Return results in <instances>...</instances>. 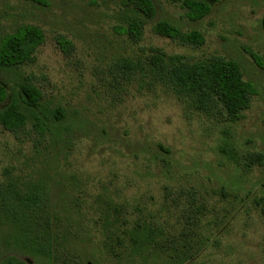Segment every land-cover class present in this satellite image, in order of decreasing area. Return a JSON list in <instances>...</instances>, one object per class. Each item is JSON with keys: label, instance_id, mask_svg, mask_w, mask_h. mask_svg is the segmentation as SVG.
<instances>
[{"label": "rangeland", "instance_id": "obj_1", "mask_svg": "<svg viewBox=\"0 0 264 264\" xmlns=\"http://www.w3.org/2000/svg\"><path fill=\"white\" fill-rule=\"evenodd\" d=\"M183 1L153 0L155 15L132 42L116 32L129 14L122 0H0V38L23 25L44 36L17 77L4 76L9 88L36 87L44 125L30 120L17 132L0 125V264L8 258L38 264L15 243L20 233L8 217L9 196L37 187L52 191L54 182L86 220L92 219L87 207L101 210L106 202L122 203L130 213L149 208L161 224L183 205H201L212 239L190 264H264L258 206L264 164L251 159L264 158V0H204L210 12L194 22ZM160 21L201 32L203 45L156 35ZM155 50L191 63L234 61L255 89L249 108L230 122L222 109L197 110L124 67L127 61L147 69L145 58ZM98 241L87 254L102 250Z\"/></svg>", "mask_w": 264, "mask_h": 264}, {"label": "trees", "instance_id": "obj_2", "mask_svg": "<svg viewBox=\"0 0 264 264\" xmlns=\"http://www.w3.org/2000/svg\"><path fill=\"white\" fill-rule=\"evenodd\" d=\"M122 6L129 14L123 17L116 32L132 42H139L144 25L155 15L154 2L122 0ZM182 6L193 22L210 12L209 2L204 0H184ZM261 26L264 34V14ZM153 32L184 45L200 47L204 43L201 32H185L169 21L156 23ZM43 41L41 29L32 25L20 26L0 38V105L11 98L0 111V125L5 130L17 132L30 120L44 125L38 116L42 107L41 94L36 87L29 82H19L9 88L4 78L17 77L16 70L32 61ZM144 65L147 69L139 63L124 62V67L131 72L140 71L149 85L167 86L176 97L188 99L197 110L206 112L220 108L230 122L238 120L249 108L250 98L255 93L254 86L243 81L234 61L209 58L191 63L183 56L155 50L145 58ZM55 112L60 113L58 109ZM65 118L62 117L61 123ZM251 159L257 165L264 164L260 155L251 156ZM51 187L52 191L45 187L14 190L9 196L8 217L20 233L15 243L37 259L38 264H84L86 259H92V264H190L212 239L211 228L203 223L201 205L193 206L195 210L192 205H183L171 216L170 223L161 224L149 208H134L132 213L134 210L137 213L132 216L130 211L125 212L124 204L106 202L101 210L87 207L92 219L86 220L77 202L71 203L62 195L55 182ZM57 199L63 202L57 203ZM258 206L264 217V196ZM96 238L102 250L87 254ZM4 264L26 263L8 258Z\"/></svg>", "mask_w": 264, "mask_h": 264}]
</instances>
